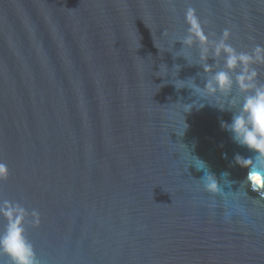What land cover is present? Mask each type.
Here are the masks:
<instances>
[{
    "label": "water",
    "instance_id": "95a60500",
    "mask_svg": "<svg viewBox=\"0 0 264 264\" xmlns=\"http://www.w3.org/2000/svg\"><path fill=\"white\" fill-rule=\"evenodd\" d=\"M188 7L264 46V0H0V233L22 208L39 264H264V189L233 159L253 153L174 42Z\"/></svg>",
    "mask_w": 264,
    "mask_h": 264
},
{
    "label": "clouds",
    "instance_id": "9594fccd",
    "mask_svg": "<svg viewBox=\"0 0 264 264\" xmlns=\"http://www.w3.org/2000/svg\"><path fill=\"white\" fill-rule=\"evenodd\" d=\"M184 19L186 35L174 42H182V49L197 48L198 59L203 62L199 65L203 72L210 73L202 90L209 95L220 93L229 97L227 104L219 109L225 110L227 107L232 113L231 122L221 120V128L230 133L233 143L253 153L250 157H243L239 153L234 155V162L247 169V175L240 183L247 180L258 189H264V81L259 80L258 72L253 67L254 64H264V46L257 45L251 52L237 51L228 43L229 29H224L218 40L210 39L192 7L185 10ZM209 57L214 60L211 65L206 62ZM221 57L223 65L217 66L216 61ZM214 67H218V70L213 71ZM234 89L238 95L234 94ZM201 165L199 168H204L202 162ZM7 174V166L0 163V179L6 178ZM223 175L226 177L228 173ZM202 180L205 181L206 190L215 191L218 188L213 174L206 172ZM23 212L22 208L6 210L5 214L13 222L0 233V253L8 258L9 264H39L32 245L23 235ZM36 222H39L38 219Z\"/></svg>",
    "mask_w": 264,
    "mask_h": 264
}]
</instances>
